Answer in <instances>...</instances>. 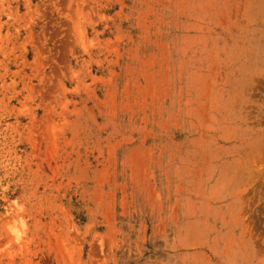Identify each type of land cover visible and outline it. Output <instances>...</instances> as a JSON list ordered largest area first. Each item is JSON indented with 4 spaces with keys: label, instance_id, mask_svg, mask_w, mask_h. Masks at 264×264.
<instances>
[{
    "label": "rangeland",
    "instance_id": "374dc122",
    "mask_svg": "<svg viewBox=\"0 0 264 264\" xmlns=\"http://www.w3.org/2000/svg\"><path fill=\"white\" fill-rule=\"evenodd\" d=\"M0 264H264V0H0Z\"/></svg>",
    "mask_w": 264,
    "mask_h": 264
}]
</instances>
